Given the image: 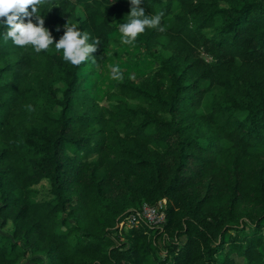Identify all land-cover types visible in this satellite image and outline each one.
Returning <instances> with one entry per match:
<instances>
[{"label": "trees", "instance_id": "1", "mask_svg": "<svg viewBox=\"0 0 264 264\" xmlns=\"http://www.w3.org/2000/svg\"><path fill=\"white\" fill-rule=\"evenodd\" d=\"M141 7L164 12L130 45L154 66L102 89L129 0L39 6L56 40L68 20L100 40L79 66L0 24V264H264V0ZM160 201L161 227L122 226Z\"/></svg>", "mask_w": 264, "mask_h": 264}, {"label": "clouds", "instance_id": "2", "mask_svg": "<svg viewBox=\"0 0 264 264\" xmlns=\"http://www.w3.org/2000/svg\"><path fill=\"white\" fill-rule=\"evenodd\" d=\"M45 0H0V24L7 28L4 40L9 39L18 47L24 48L31 45L36 53L49 50L51 45H55V50H62L63 59L73 66H79L97 52L100 40L93 39L89 43L90 35L86 31H81L77 23L68 20L63 25V35L56 40L51 31L45 27L44 16L39 14V6ZM130 11L127 21L118 25L121 34V43L133 45L139 34L146 28L157 29L164 32L161 26L164 12L156 14H146L141 7L142 0H129ZM51 10V9H50ZM56 31H61L60 27ZM95 63V59H92ZM111 78L122 80L123 72L119 65L110 66Z\"/></svg>", "mask_w": 264, "mask_h": 264}, {"label": "rangeland", "instance_id": "3", "mask_svg": "<svg viewBox=\"0 0 264 264\" xmlns=\"http://www.w3.org/2000/svg\"><path fill=\"white\" fill-rule=\"evenodd\" d=\"M83 16L84 15H83V11H82L81 17H83ZM114 36L121 39V34L119 32L114 33ZM132 50H133V48L130 45L121 44L118 47V51H116L113 54V56L109 59V61L105 65V68L103 69L100 76L96 79H91L88 83L91 86H95L97 84L98 89H102L103 88V87H101L102 85L112 86L113 83L111 82L112 78H111V75L109 73V69H110V66L114 67L117 65H119L120 69L129 70L131 72V74L136 78L142 77V75L144 73H146L148 70L151 69L152 66H154V63L149 64L146 61L145 55L143 56V58H141V61H138V58H136V56L132 55V54H134L132 52ZM83 72H85V70ZM101 101L107 102L104 94H102V96H101ZM36 191H37V198H39L40 200H47V199H50L52 197L51 187H50V184L47 180H43L38 185H36ZM149 224L153 227H156V228L159 227V225L155 224V223L149 222ZM138 226H136V227H138ZM7 231L10 232V230H7ZM123 240H124V238H123ZM159 242L162 244L161 239H159ZM19 264H46V259L41 257V256H38V255L36 256V255L32 254V255L22 259L19 262Z\"/></svg>", "mask_w": 264, "mask_h": 264}, {"label": "built area", "instance_id": "4", "mask_svg": "<svg viewBox=\"0 0 264 264\" xmlns=\"http://www.w3.org/2000/svg\"><path fill=\"white\" fill-rule=\"evenodd\" d=\"M164 208L165 206L161 201L155 204L144 203L141 210L124 218L122 226L133 228L138 226L142 219H145L151 223L158 224L159 227H161L166 220Z\"/></svg>", "mask_w": 264, "mask_h": 264}]
</instances>
